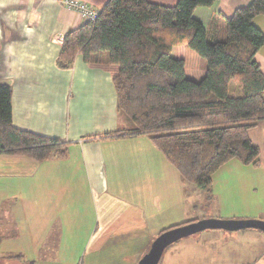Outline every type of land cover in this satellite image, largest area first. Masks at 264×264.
I'll list each match as a JSON object with an SVG mask.
<instances>
[{
	"label": "crops",
	"instance_id": "crops-1",
	"mask_svg": "<svg viewBox=\"0 0 264 264\" xmlns=\"http://www.w3.org/2000/svg\"><path fill=\"white\" fill-rule=\"evenodd\" d=\"M81 1L100 9L107 0ZM249 1L216 0L194 13L207 24L214 9L230 16ZM84 20L56 0H0V83L11 86L13 124L69 142L64 156L43 161L0 154V264L16 255L23 264H138L157 237L174 238L180 227L167 229L172 225L215 215L248 218H222L219 210L226 207L215 193L217 184H256L254 178L224 176L226 167H240L239 160L213 174L216 204L207 213L203 191L181 177L148 135L95 136L129 120L117 109L107 68L85 63L80 55L68 68L56 64L63 35ZM254 23L264 32V14ZM255 59L264 74V44ZM248 135L263 167L264 119ZM257 218L264 220V213ZM244 263L264 264V231L198 230L170 240L157 262Z\"/></svg>",
	"mask_w": 264,
	"mask_h": 264
},
{
	"label": "trees",
	"instance_id": "trees-1",
	"mask_svg": "<svg viewBox=\"0 0 264 264\" xmlns=\"http://www.w3.org/2000/svg\"><path fill=\"white\" fill-rule=\"evenodd\" d=\"M215 1L107 0L94 19L63 35L56 58L60 68L80 55L110 71L117 109L129 124L95 136L148 135L207 202L213 174L226 162L259 165L248 130L264 119V74L255 59L264 32L254 23L264 14V0H250L230 16L214 9L205 24L194 10ZM11 94L10 84L0 83V154L38 161L64 156L69 142L63 138L13 124Z\"/></svg>",
	"mask_w": 264,
	"mask_h": 264
},
{
	"label": "rangeland",
	"instance_id": "rangeland-1",
	"mask_svg": "<svg viewBox=\"0 0 264 264\" xmlns=\"http://www.w3.org/2000/svg\"><path fill=\"white\" fill-rule=\"evenodd\" d=\"M199 66L200 69L202 68L200 72H203V70L205 69V60L203 58H201ZM224 170V176H229L228 178L230 179L238 180V178H254L256 184L248 188H240L234 184H230L228 186L217 184L215 186L217 189L215 193L219 194V196L221 195L219 205H223L226 207L222 211L219 210L220 212H222L220 216L222 218H230L232 216L240 218L241 216H245L252 219L255 217L257 218V215H259V213H264V166H253L251 164L241 163L240 167H230V169L229 167H226V169ZM221 189L224 190L221 191ZM211 203L216 204L215 200L208 203L206 207V209L208 210L207 213H212V207L209 206V204ZM215 211L217 212V209ZM200 212L201 211L198 210V213ZM215 217L217 216L215 215ZM215 217H209L208 219H213ZM7 264L23 263L20 262L19 259H13L12 261H8ZM24 264H26V262Z\"/></svg>",
	"mask_w": 264,
	"mask_h": 264
},
{
	"label": "water",
	"instance_id": "water-1",
	"mask_svg": "<svg viewBox=\"0 0 264 264\" xmlns=\"http://www.w3.org/2000/svg\"><path fill=\"white\" fill-rule=\"evenodd\" d=\"M206 228H224L228 230H240L246 228H256L264 231V220L258 218L245 219H202L196 223L182 226L178 232L173 234L172 239L179 238L183 235L203 230ZM168 239L157 237L151 244L149 251L142 256L138 264H157L163 248L170 242Z\"/></svg>",
	"mask_w": 264,
	"mask_h": 264
},
{
	"label": "built area",
	"instance_id": "built-area-1",
	"mask_svg": "<svg viewBox=\"0 0 264 264\" xmlns=\"http://www.w3.org/2000/svg\"><path fill=\"white\" fill-rule=\"evenodd\" d=\"M69 10L78 12L85 20L94 19L99 9L81 0H56Z\"/></svg>",
	"mask_w": 264,
	"mask_h": 264
}]
</instances>
